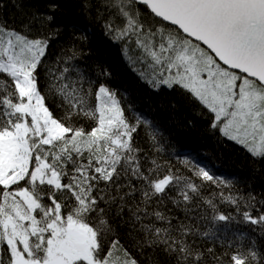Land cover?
I'll list each match as a JSON object with an SVG mask.
<instances>
[{
  "label": "snow or ice",
  "instance_id": "6c2138e0",
  "mask_svg": "<svg viewBox=\"0 0 264 264\" xmlns=\"http://www.w3.org/2000/svg\"><path fill=\"white\" fill-rule=\"evenodd\" d=\"M104 2L110 16L124 21L122 27L105 21L107 31L117 39L135 35L137 47L159 68L150 84L180 87L213 114L212 128L254 158H264V0H139L171 30L145 28L135 0ZM48 45L47 38H29L0 24V264H138L116 238L110 218L112 205L118 214L126 205L108 189L122 190L125 183L128 190L119 201L140 192L144 207L136 205L131 215L141 222L145 243L175 255L177 264H206V255L212 264H264L255 240L249 237L245 247L239 229L231 239L227 236L233 223L264 231V211L256 209L253 215L256 197L251 193L246 198L219 194L234 206L239 221L220 212L213 199H204L210 215L201 219L211 225L204 232L183 222L173 225L160 211L149 213L153 198L172 187L178 190L173 203L187 207L200 196L202 184L172 169L161 175L155 160L144 168L132 137L147 122L137 117L129 123L115 94L103 84L95 90L91 82L85 87L84 74L74 67L53 75L50 91L65 106L62 118L54 116L39 87L38 69ZM76 116L94 126L76 127ZM191 171L202 182L231 187L207 165ZM149 215L166 226L143 224ZM191 235L219 240L231 251L216 255L213 247L194 249L188 243Z\"/></svg>",
  "mask_w": 264,
  "mask_h": 264
},
{
  "label": "trees",
  "instance_id": "16d2710c",
  "mask_svg": "<svg viewBox=\"0 0 264 264\" xmlns=\"http://www.w3.org/2000/svg\"><path fill=\"white\" fill-rule=\"evenodd\" d=\"M134 8L145 28L164 25L172 29L154 17L145 6L134 3ZM49 15L54 18L51 22L47 21ZM107 20L121 27L124 23L122 18L114 14L110 16L104 0H0V24L21 31L29 38H47L49 41L38 73L39 87L54 116L62 118L65 106L61 97L50 91L53 75L63 67H74L84 74L85 87H88L87 82H91L93 90L103 84L115 94L129 123L134 124L137 117L147 122L142 123L132 137L134 147L140 150V162L144 168L152 167L151 162L155 160L160 165L158 171L161 175L172 169L175 174L192 177L197 184H202L200 196L194 197L187 207L183 203L179 206L173 203L178 199V190L172 187L166 195L153 198L148 205L149 213L160 211L171 219L173 225L183 222L204 232L211 225L201 219L210 215L203 200L211 198L220 212L231 213L239 221L234 206L220 199L221 191L225 195L231 192L245 198L251 193L256 197L253 215H258L256 209L264 211V205L259 203L264 201V158H254L244 146L212 128L213 114L180 87L161 85L157 88L150 84L159 68H154L151 57L137 47L135 35L117 39L115 33L110 34L105 27ZM72 78L77 77L73 74ZM90 103L95 106L94 97ZM72 123L88 130L94 126L83 116L73 117ZM184 161L189 163L186 165ZM197 165H207L214 175L231 181V187H217L192 176L191 169ZM134 183L137 189L141 187L139 182ZM127 190L126 183L122 190L108 189L110 195L117 197L118 203L126 205L123 214H118L116 205H112L110 218L116 238L138 264H177L175 255L166 253L162 247L145 243L148 236L141 230V222L135 221L131 215L136 205L144 207L140 192L137 191L133 198L119 201V196H124ZM142 223L166 226L151 215L142 218ZM230 228L228 238L231 239L239 229L245 234L240 242L248 247L250 237L264 255V231L260 227L233 223ZM188 243L201 251L213 247L216 255L231 251L226 245L221 247V241L201 235L189 236ZM204 259L206 264H212L207 255Z\"/></svg>",
  "mask_w": 264,
  "mask_h": 264
},
{
  "label": "water",
  "instance_id": "95a60500",
  "mask_svg": "<svg viewBox=\"0 0 264 264\" xmlns=\"http://www.w3.org/2000/svg\"><path fill=\"white\" fill-rule=\"evenodd\" d=\"M135 3H137V4H140V5H143V4H141V3H139V0H135ZM144 6V5H143ZM146 7V6H145ZM147 8V7H146ZM148 9V8H147ZM149 10V9H148ZM150 11V10H149ZM151 13V12H150ZM152 14V13H151ZM153 15V14H152ZM154 16V15H153ZM155 17V16H154ZM157 19H159V20H161V18H158V17H156ZM162 21V20H161ZM163 22V21H162ZM164 23H166V24H168V22H164ZM168 25H170V24H168ZM171 26V25H170ZM172 28H173V26H172Z\"/></svg>",
  "mask_w": 264,
  "mask_h": 264
},
{
  "label": "rangeland",
  "instance_id": "374dc122",
  "mask_svg": "<svg viewBox=\"0 0 264 264\" xmlns=\"http://www.w3.org/2000/svg\"><path fill=\"white\" fill-rule=\"evenodd\" d=\"M219 131V130H218ZM219 133L221 134V135H223L220 131H219ZM224 136V135H223ZM225 137V136H224ZM227 138V137H226ZM227 139H229V138H227ZM231 141V140H230ZM236 142V141H235ZM238 143V142H237Z\"/></svg>",
  "mask_w": 264,
  "mask_h": 264
}]
</instances>
